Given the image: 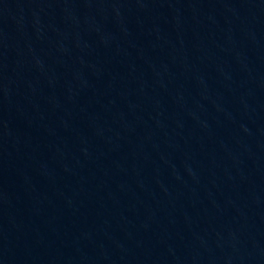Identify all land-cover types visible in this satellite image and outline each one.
Masks as SVG:
<instances>
[{
  "label": "water",
  "instance_id": "water-1",
  "mask_svg": "<svg viewBox=\"0 0 264 264\" xmlns=\"http://www.w3.org/2000/svg\"><path fill=\"white\" fill-rule=\"evenodd\" d=\"M0 264H264V0H0Z\"/></svg>",
  "mask_w": 264,
  "mask_h": 264
}]
</instances>
